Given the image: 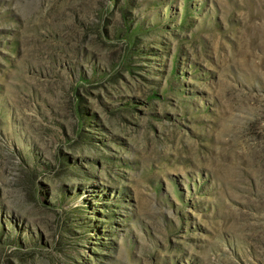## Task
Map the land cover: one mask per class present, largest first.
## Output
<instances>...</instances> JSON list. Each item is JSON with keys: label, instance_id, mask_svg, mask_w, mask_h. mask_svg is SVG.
<instances>
[{"label": "rangeland", "instance_id": "rangeland-1", "mask_svg": "<svg viewBox=\"0 0 264 264\" xmlns=\"http://www.w3.org/2000/svg\"><path fill=\"white\" fill-rule=\"evenodd\" d=\"M0 264H264V0H0Z\"/></svg>", "mask_w": 264, "mask_h": 264}]
</instances>
